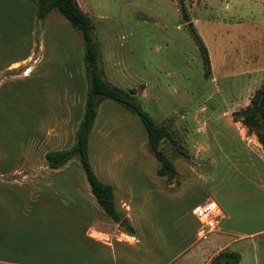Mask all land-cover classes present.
Segmentation results:
<instances>
[{
    "label": "rangeland",
    "instance_id": "1",
    "mask_svg": "<svg viewBox=\"0 0 264 264\" xmlns=\"http://www.w3.org/2000/svg\"><path fill=\"white\" fill-rule=\"evenodd\" d=\"M77 1L94 25L105 79L134 89L138 104L188 155L163 142L177 175L158 176L138 117L104 101L89 155L100 179L120 187L124 218H137L129 189L151 195L163 186L174 194L152 207L165 213L162 229L174 239L182 223L199 225L197 205H221L230 190L239 202L245 195L264 201V159L251 153L264 152L239 122L264 80V0H184L190 22L178 0ZM191 25L207 48L208 76ZM87 91L81 34L56 11L38 22L32 2L0 0V153L16 167H46L48 150L73 144ZM65 167L77 177L81 164L74 159ZM101 220L93 222L98 229ZM117 229L125 230L120 223Z\"/></svg>",
    "mask_w": 264,
    "mask_h": 264
},
{
    "label": "crops",
    "instance_id": "2",
    "mask_svg": "<svg viewBox=\"0 0 264 264\" xmlns=\"http://www.w3.org/2000/svg\"><path fill=\"white\" fill-rule=\"evenodd\" d=\"M251 153L264 159V154ZM13 163V157L0 153V264H209L224 250L239 253V264H264L261 199L255 204L245 195L239 202L237 191L230 190L221 205L207 200L221 210L214 237L202 240L200 224L187 228L182 223L174 239L162 229L160 219L165 213L152 210L158 200L174 199L163 186L154 189L162 193L151 195L129 189L137 218H127L123 228L129 225L133 232L114 230L117 223L97 203L82 167L74 177L65 166L16 167ZM100 180L114 186L115 204L123 214L117 204L120 187ZM259 190L264 195V185ZM99 218L101 229L93 224ZM254 223L263 226H248Z\"/></svg>",
    "mask_w": 264,
    "mask_h": 264
},
{
    "label": "trees",
    "instance_id": "3",
    "mask_svg": "<svg viewBox=\"0 0 264 264\" xmlns=\"http://www.w3.org/2000/svg\"><path fill=\"white\" fill-rule=\"evenodd\" d=\"M36 7V19L45 21L48 16L58 12L76 31L81 34L84 49V71L88 83V91L84 102L83 116L76 131L71 147L62 150H51L45 154L48 167L57 169L70 161L79 160L85 173L91 191L102 210L116 223H120L123 214L117 210L115 204V188L102 182L95 173L89 155V140L103 101H112L124 107L138 117L143 125L148 141V147L156 160L160 163L157 174L160 177L173 179L177 175L173 162L161 149L165 141L171 142L178 152L187 157L175 136L167 128L158 125L155 120L143 110L136 99L134 89H121L105 79L100 65V52L94 41V25L89 15L79 6L77 0H28ZM181 11L187 22H190L185 10L184 0H178ZM194 39L197 42L206 69V76L211 72L210 58L202 39L197 35L193 25ZM249 135H254L264 151V80L250 100V104L242 110L239 121ZM125 229L133 232L127 225ZM241 256L237 252L224 250L216 255L209 264H239Z\"/></svg>",
    "mask_w": 264,
    "mask_h": 264
},
{
    "label": "built area",
    "instance_id": "4",
    "mask_svg": "<svg viewBox=\"0 0 264 264\" xmlns=\"http://www.w3.org/2000/svg\"><path fill=\"white\" fill-rule=\"evenodd\" d=\"M193 214L200 224L199 238L206 239L207 236L218 231L221 224V210L216 203L208 201L199 205L193 210Z\"/></svg>",
    "mask_w": 264,
    "mask_h": 264
},
{
    "label": "water",
    "instance_id": "5",
    "mask_svg": "<svg viewBox=\"0 0 264 264\" xmlns=\"http://www.w3.org/2000/svg\"><path fill=\"white\" fill-rule=\"evenodd\" d=\"M127 223H128L127 218H124V219L122 220V222L120 223V225H121V226H124V225H126Z\"/></svg>",
    "mask_w": 264,
    "mask_h": 264
}]
</instances>
